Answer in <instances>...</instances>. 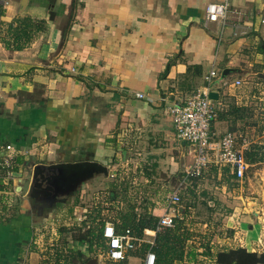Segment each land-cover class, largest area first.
Here are the masks:
<instances>
[{"label": "crops", "instance_id": "0c3cea01", "mask_svg": "<svg viewBox=\"0 0 264 264\" xmlns=\"http://www.w3.org/2000/svg\"><path fill=\"white\" fill-rule=\"evenodd\" d=\"M1 1L3 20L27 15L45 19L47 28L21 49L6 47L0 36V142L19 153L18 179L0 184V198L5 193L19 198L11 216L0 222V264L55 263L61 258L56 247L65 241L79 253L74 264L94 258L79 235L99 227L94 208H103L105 216H111L108 207L115 202L129 209L127 201L117 199L128 187V180L120 181L123 174L143 182L137 214L185 211L169 196L176 182L189 180L184 176L193 151L177 136L168 107L194 93L218 92L216 138L233 131L248 147L264 144V0ZM211 2L226 4L223 19H207ZM212 69L217 75L209 81ZM94 160L107 164L108 173L70 194L38 197L54 198L52 205L34 202L24 189L25 174L32 175L37 164ZM230 174L209 169L201 178H213L218 188L243 197L240 188L230 187ZM213 191L221 190L205 191L206 207L227 201ZM191 193L205 200L200 187ZM255 208L229 209L226 223L216 227L229 232L202 239L198 256L215 264L212 258L225 247L264 252V224ZM193 217L192 230L206 232L208 220ZM147 229L143 237L151 243L156 232ZM138 249L144 262L148 250ZM137 250L128 251L127 260Z\"/></svg>", "mask_w": 264, "mask_h": 264}, {"label": "trees", "instance_id": "16d2710c", "mask_svg": "<svg viewBox=\"0 0 264 264\" xmlns=\"http://www.w3.org/2000/svg\"><path fill=\"white\" fill-rule=\"evenodd\" d=\"M5 12V5L0 0V36L3 43L8 48L21 49L25 47L33 40L38 31H42L47 28V21L45 19H37L27 15L18 16L14 20L7 22L2 19V16L5 14ZM188 69L191 70L192 66H190ZM240 141L242 140L240 139ZM244 156L247 162L250 163L249 169L257 164H260L261 162L263 163L264 144L256 143L250 145V147L245 149ZM17 166L15 169H17ZM209 169L230 174V167L228 165H219L212 162L209 164L206 171ZM4 174V171L0 170V183H3L5 180ZM230 175L232 180H230V187L238 188L240 185L239 182L242 180H237L234 174ZM246 176L247 172L245 177ZM128 178L127 176L123 175V178L120 180L121 182L125 181V179L128 180L126 181L128 182V189L126 187L123 188L124 196L120 200L124 199V201H127V204L129 203V209L127 211L119 209L115 202L108 207L110 210H112L111 216H105L102 214L103 208L96 207L94 209L96 210V215L99 219V227L98 225L90 226L85 232L80 233L79 237L82 241L84 240V242L89 245L90 252H92L94 255H98L107 250V241L103 235V229L101 226L104 228L106 222H111L115 225L118 232H123L126 228H131L139 237L143 236L145 228L156 229L157 233L153 244L145 241L139 245L141 248H143V250L150 249L155 252L156 264H210L211 262L209 259H202L198 256V248L200 246L201 240H211L214 232H229V229L227 228L222 231H218L219 229H216V227L220 226L218 222L213 221V216L208 217V219L197 220L195 218L196 214H193V211L185 206V211H181V214L174 216L173 226L158 230L157 227L160 217L149 213H141L139 215L137 212H135L139 201V205H141V199L132 195V187L134 188L135 185L132 179L133 177L131 179ZM200 178L201 176L193 179ZM127 191L132 192L130 194L132 199H128V197H126ZM180 192L182 198L180 203H182L184 194L183 188H181ZM142 193L143 192L141 191V195H143ZM5 195H2L0 198V222L7 221V219L11 216L8 212L13 208L10 202L11 196H9L7 193H5ZM215 203L220 207L219 203L221 202L218 199L215 200ZM207 204V201L203 200L202 205L206 207ZM216 207L207 206L206 208L210 209L211 212H218L219 208L217 209ZM221 208L226 209V212H230L229 209L223 206H221ZM193 215L194 217L191 219V221L203 222L208 220V230H206V232L192 230L191 226L189 225V223H191L189 217ZM212 226L214 228H212ZM67 230L68 232H73L74 229L68 228ZM66 243L67 241H65L63 244L60 243L56 247V250L59 252V256H61L63 260H61V258H57V262L50 263V261L47 259L42 260L41 264H74V258H77L79 253L69 249ZM137 248L135 250H137ZM127 254L126 258L123 260L108 259L105 264H128ZM212 260H215V264H264V252L248 251L243 246L229 248L225 247L217 251Z\"/></svg>", "mask_w": 264, "mask_h": 264}, {"label": "built area", "instance_id": "2783aa9c", "mask_svg": "<svg viewBox=\"0 0 264 264\" xmlns=\"http://www.w3.org/2000/svg\"><path fill=\"white\" fill-rule=\"evenodd\" d=\"M207 19L218 21L225 17L226 4L211 2L206 8ZM264 21V16H263ZM217 75V71L212 69L206 76L207 80ZM241 81H236L240 84ZM143 97V93H137ZM172 115L176 129V134L180 139L192 145L193 161L185 170V179H193L202 176L209 164L212 162L219 165H228L237 180H243L246 172L250 168L244 156L248 141H240V136L235 132H227L223 136L216 138L212 125L218 114V106L215 100L209 97V92L194 93L186 97L182 102H175L168 107ZM18 151L10 143L0 142V170L4 171L5 180L3 184H11L19 177V172L15 167L18 159ZM1 184V183H0ZM181 188L183 182L172 191L169 200L173 204H179L181 198ZM174 225V215L166 213L158 221L157 229H163ZM147 228L144 231L147 232ZM157 233V230L154 229ZM103 235L107 241V250L100 256L112 260H123L128 251L135 250L143 241L144 237L137 236L131 228H126L123 232H118L115 225L106 222L103 228ZM151 242V244H153ZM143 264H156V254L148 250Z\"/></svg>", "mask_w": 264, "mask_h": 264}, {"label": "rangeland", "instance_id": "374dc122", "mask_svg": "<svg viewBox=\"0 0 264 264\" xmlns=\"http://www.w3.org/2000/svg\"><path fill=\"white\" fill-rule=\"evenodd\" d=\"M170 116H171V114H170ZM171 118H172V116H171ZM105 165L107 166V164H105ZM107 168L110 169V167H107ZM103 174H104V176L106 175L105 172L101 173V175H103ZM96 175H100V173H97ZM32 177H33V172H32V175L25 174L26 180L24 182V189H25V191L27 190V192H29L31 189ZM92 178L93 177H91V178L86 177L85 179L80 180L81 183L76 185L74 191L79 188L80 184L85 183L87 181H90V179H92ZM251 179L253 180V183H251ZM216 181L217 180H215L213 178L211 180L208 179L206 181L202 180V178H201V179H192V180L189 179L186 182L184 180L176 182V185H178L181 182H183V185H184L183 186L184 187L183 188V190H184L183 201H182V203H179V204L180 205L182 204V205L186 206L187 208H190L191 211H193V214L197 215V217L195 215L197 220H200V219L204 220V219H208V217L213 216L214 217L213 221L218 222V223H226V220L224 222V219H228L230 217V214H232L234 212L237 213L238 208L244 209V206H247V208H250L251 206H253L255 208L257 206V208H255L254 212L257 213L258 219L264 224V198H263V196H264V194H263L264 193V191H263L264 190V162L263 163L261 162L260 164H257L254 167H252L251 169H249L247 171V176L245 177V179L239 182L240 185L238 186V188L241 189V190H239L240 191L239 194H243V197H235L233 192L227 193L226 191H223L222 188H218L217 186H215ZM142 183L143 182L141 180H136L134 183L135 187L134 188L132 187V191H133L132 195H134L135 197H138L140 199L142 198V195H141V191L143 188V187H141ZM204 186H205V188H204L205 191H208L211 189L221 190L219 193L215 192V191H213V193L217 197L222 196V197L227 199L226 202L220 200L221 203H219L220 207H219L218 212H211L206 207L204 208V206L202 205L203 198L194 197V195H192L191 190H196V188L200 187L201 191L203 192L202 196L204 197L205 200H207L209 195H208V193L206 194V192L204 190H202L203 189L202 187H204ZM253 189H254V191H253ZM93 191H95V190H93ZM250 191H251V193H250ZM247 192H248V194H247ZM129 193H132V192L130 191ZM64 195H66V194H64ZM246 195H248V197ZM252 196H256L257 199L252 198ZM30 197H32V200H34V202H36V203L38 202V200H36V199H39L40 200L39 202L42 205H45L44 207H46L48 205H52L55 202L54 200H53V202L47 201L45 198H43V199L38 198V197L35 198L33 196H30ZM117 199H121V197H117ZM10 202H11L12 206H14L13 208H15L19 202L18 196H11ZM244 202H245V204H244ZM250 202H252V204ZM23 204H24V202H23ZM229 204H230V206H228ZM224 205H225V208H227V209H231V210L235 209V208L236 209L233 210L232 213L226 212V209L221 208V206L224 207ZM11 210H14V209H11ZM247 210H249L248 213H251L250 209H247ZM240 212H241V210H240ZM10 215H11V213H10ZM93 257H96L95 259H97L96 260L97 264H105V262L108 261V258H106L104 256H103V259L100 260V262H99V258H98L99 255H95ZM128 261H129L128 262L129 264H143L141 250L138 249L135 253L131 254L128 257ZM24 262H25V259L24 260L22 259V261H19L20 264H22Z\"/></svg>", "mask_w": 264, "mask_h": 264}, {"label": "water", "instance_id": "95a60500", "mask_svg": "<svg viewBox=\"0 0 264 264\" xmlns=\"http://www.w3.org/2000/svg\"><path fill=\"white\" fill-rule=\"evenodd\" d=\"M228 69L224 70V74ZM209 97L213 100H218L219 95L217 91H210ZM108 173L107 166L98 161H74L62 162L57 164H37L33 168L32 185L29 195L39 197L41 194L52 195L54 192L57 194H70L74 191L76 185L80 180L86 177H93L97 173ZM91 258L85 264H96V260Z\"/></svg>", "mask_w": 264, "mask_h": 264}, {"label": "flooded vegetation", "instance_id": "af4514ba", "mask_svg": "<svg viewBox=\"0 0 264 264\" xmlns=\"http://www.w3.org/2000/svg\"><path fill=\"white\" fill-rule=\"evenodd\" d=\"M45 199H46L47 201H52V202H53V200H54V198H52V197H49V196H48V197H46Z\"/></svg>", "mask_w": 264, "mask_h": 264}]
</instances>
